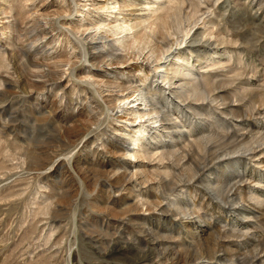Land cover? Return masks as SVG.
I'll use <instances>...</instances> for the list:
<instances>
[{
    "label": "rangeland",
    "instance_id": "obj_1",
    "mask_svg": "<svg viewBox=\"0 0 264 264\" xmlns=\"http://www.w3.org/2000/svg\"><path fill=\"white\" fill-rule=\"evenodd\" d=\"M0 264H264V0H0Z\"/></svg>",
    "mask_w": 264,
    "mask_h": 264
},
{
    "label": "bare ground",
    "instance_id": "obj_2",
    "mask_svg": "<svg viewBox=\"0 0 264 264\" xmlns=\"http://www.w3.org/2000/svg\"><path fill=\"white\" fill-rule=\"evenodd\" d=\"M155 2V1H154ZM121 7V6H120ZM120 7H117L116 9H118V10H120ZM115 8V7H114ZM120 12V11H119ZM115 13V12H114ZM168 17V16H167ZM83 18V17H82ZM164 21H165V19H164ZM133 27H135L134 25H122V24H117V25H115L113 28H111L110 30H109V32H112L113 34H115L116 36L117 35H119V34H121V33H123V37L125 38L126 37V35H127V33H129V31L133 28ZM96 29L98 30V29H100V27L99 26H97L96 27ZM132 31V30H131ZM111 33V34H112ZM129 35H131V34H129ZM120 36V35H119ZM118 37V36H117ZM120 38V37H119ZM151 38V34L150 33H148L147 31H145V30H142V31H140L139 33H132V35L130 36V37H126V39L127 40H121L120 42H124V43H127V46L128 47H139V46H141V48H145V47H147V46H149V50H148V54H149V56L148 57H153V59H158L159 57H161V55L163 54V50L161 49V48H158V47H155V46H151V44H150V42H149V39ZM117 39V38H116ZM164 44V43H163ZM148 48V47H147ZM123 60V59H122ZM182 64V63H181ZM156 66V68H158V65L156 64L155 65ZM180 66H182V65H180ZM187 70V69H189L188 67H185V68H182V67H178L175 71H174V73L175 74H178V73H180L182 70ZM137 113H136V117L137 118H139V119H142L144 116H149V115H151L152 113H154L155 114V116H156V114H158V112L155 110V108H148V109H143V110H141L140 112L139 111H136ZM154 118H157V116L156 117H154ZM152 119H153V117H152ZM154 120V119H153ZM162 120V119H161ZM157 121H159V119L158 120H155L153 123H156ZM142 126V125H141ZM157 126H155V128H156ZM146 127H141L140 128V130L139 131H137V134L135 135V138L133 139V141L134 142H136L137 140H139L140 139V137H142V135L146 132ZM143 154H145V153H143ZM135 157V156H134Z\"/></svg>",
    "mask_w": 264,
    "mask_h": 264
}]
</instances>
